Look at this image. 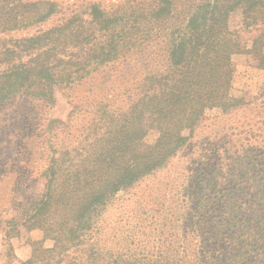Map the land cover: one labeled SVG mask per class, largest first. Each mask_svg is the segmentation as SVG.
<instances>
[{
	"label": "trees",
	"instance_id": "obj_1",
	"mask_svg": "<svg viewBox=\"0 0 264 264\" xmlns=\"http://www.w3.org/2000/svg\"><path fill=\"white\" fill-rule=\"evenodd\" d=\"M61 12L54 0H0V108L22 104L0 128L15 135L21 126L22 140L50 134L44 166L32 171L30 153L13 171L14 181L41 186L15 200L5 234L39 228L54 241L26 263L264 264V105L243 125L240 151L191 181L167 247L128 239L127 252L112 251L95 223L113 195L166 168L210 111L251 105L231 92L232 57L247 52L264 70V0L92 3L88 17L72 13L44 27ZM247 33H256L250 45ZM84 84L90 95L71 98L67 120L41 118L58 90ZM14 153L0 164H16Z\"/></svg>",
	"mask_w": 264,
	"mask_h": 264
},
{
	"label": "rangeland",
	"instance_id": "obj_2",
	"mask_svg": "<svg viewBox=\"0 0 264 264\" xmlns=\"http://www.w3.org/2000/svg\"><path fill=\"white\" fill-rule=\"evenodd\" d=\"M54 1L58 2L62 12L49 20L44 27L51 26L72 13H81L88 17L87 12L92 3H99L106 10H113L125 0ZM35 30V28L21 30L12 35L22 36ZM255 34H244V42L250 45ZM232 59L234 75L231 92L237 98H244L251 105L244 110L229 114H222L218 110L210 111L206 121L196 129L191 141L179 150L166 168L141 180L132 188L121 190L101 206L95 213V223L101 230L99 238L103 248L127 252L128 239L137 241L155 239L159 241L155 246L167 247L174 235L172 223L176 221L178 213L190 196L191 181L199 178L203 170L209 172L210 167L216 163L225 162L229 154H237L240 151L243 125L256 119L259 109L263 110L264 70L258 67L257 62L247 52L236 53ZM100 80L101 78L95 80L96 86L99 85ZM90 88V84H84L71 91L58 90L55 104L51 108H44L41 111V118L67 120L72 107L71 98L88 97ZM116 88H121L120 84H117ZM119 92L123 94V91ZM100 95H102L101 90ZM123 98L125 96H120L118 99ZM21 105L13 102L0 108V121H3L6 115L10 117L15 110H22ZM0 127L3 126L0 124ZM14 134L12 135V129L7 131L0 128V156L15 152L16 156L13 158L17 159V163L9 167L0 164V264H27L26 261L33 257L36 248L42 245L51 248L54 245L53 239L47 237L39 228L32 230L21 228L20 232L12 231L8 236L5 234L4 226L7 225L5 221L12 218L19 207L18 201L15 200H25L37 193L41 186L40 183L35 182V178L14 181L13 171L17 172L24 166V163H19V158L21 156L30 158L32 153L34 158L26 163L30 164L29 168L34 166L32 171L38 167L41 169L48 155L43 143L45 144L50 137V134L46 135V133L41 140H22L19 138H22L21 126L16 128ZM154 137L155 135L151 133L147 139L152 142ZM3 170L11 171L10 175L3 178ZM12 189H15L14 193L11 192ZM151 245L147 246L151 247ZM23 248H26V251Z\"/></svg>",
	"mask_w": 264,
	"mask_h": 264
},
{
	"label": "crops",
	"instance_id": "obj_3",
	"mask_svg": "<svg viewBox=\"0 0 264 264\" xmlns=\"http://www.w3.org/2000/svg\"><path fill=\"white\" fill-rule=\"evenodd\" d=\"M23 250H25V251H26V248H23ZM17 252L19 253L18 249H17Z\"/></svg>",
	"mask_w": 264,
	"mask_h": 264
}]
</instances>
